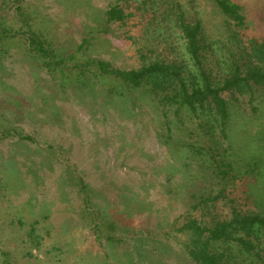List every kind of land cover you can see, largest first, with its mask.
<instances>
[{
    "label": "rangeland",
    "instance_id": "374dc122",
    "mask_svg": "<svg viewBox=\"0 0 264 264\" xmlns=\"http://www.w3.org/2000/svg\"><path fill=\"white\" fill-rule=\"evenodd\" d=\"M169 1L0 0V264H195L180 227L207 211L229 215L210 198L264 213V87L225 94L219 153L187 107L120 87L92 63L81 73L89 59L131 69L155 53L196 70ZM178 1L201 21L208 66L223 74L242 47L239 27L213 0ZM233 1L246 9L244 40H264V0ZM117 4L124 18L109 20ZM38 40L62 61L54 69Z\"/></svg>",
    "mask_w": 264,
    "mask_h": 264
},
{
    "label": "trees",
    "instance_id": "16d2710c",
    "mask_svg": "<svg viewBox=\"0 0 264 264\" xmlns=\"http://www.w3.org/2000/svg\"><path fill=\"white\" fill-rule=\"evenodd\" d=\"M213 1L228 23L239 29L246 25L244 5L233 0ZM181 6L180 1L171 0L167 2L165 11L175 17L182 45L196 70H191L184 59L155 53L148 60H143L138 68L131 69L114 67L101 59H89L80 66L81 73L85 76L92 63L101 74L113 76L120 87H144L164 107H187L194 117L201 119L199 126L204 135H209L212 150L221 153L230 119L225 94L250 93L254 87H264V40H244L238 29L232 38L236 45L242 47L231 53L233 57L236 54V58L230 61L226 72L215 74L208 66L207 51L213 48L207 42L202 23L200 20H187ZM106 15L109 20H123L124 8L114 5L106 11ZM34 47L41 55L44 67L54 69L55 63L62 62L52 61L53 53L43 41L38 40ZM256 168V165L250 164L249 170L254 172ZM212 198L209 200L214 204L221 199L224 207H228L229 215L207 211L200 217H187L180 227L181 231L190 234L185 247L194 263L240 264L238 258L242 256L255 258L256 264H264V213L242 211L231 197ZM203 202L208 203V199Z\"/></svg>",
    "mask_w": 264,
    "mask_h": 264
}]
</instances>
